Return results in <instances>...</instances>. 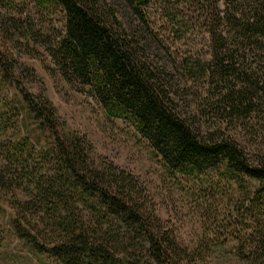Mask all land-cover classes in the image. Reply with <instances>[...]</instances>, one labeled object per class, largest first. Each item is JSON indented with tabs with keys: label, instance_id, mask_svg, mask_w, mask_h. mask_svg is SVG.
Returning <instances> with one entry per match:
<instances>
[{
	"label": "trees",
	"instance_id": "trees-1",
	"mask_svg": "<svg viewBox=\"0 0 264 264\" xmlns=\"http://www.w3.org/2000/svg\"><path fill=\"white\" fill-rule=\"evenodd\" d=\"M210 1L189 0L201 12L196 23L178 0H33L64 15L56 38L33 32L66 81L87 87L108 119L133 126L168 174L197 183L199 205L235 201L223 222L235 253L264 264V163L230 134L264 110V0ZM194 24L208 35L209 57L174 49ZM0 72L22 96L16 106L0 103V130L13 127L8 139L0 134V200L9 188L21 191L14 234L58 264H118L117 246L122 264H189L137 176L97 158L87 137L49 97L30 94L1 56ZM22 111L36 123L37 141L49 135L43 145L23 134Z\"/></svg>",
	"mask_w": 264,
	"mask_h": 264
},
{
	"label": "rangeland",
	"instance_id": "rangeland-1",
	"mask_svg": "<svg viewBox=\"0 0 264 264\" xmlns=\"http://www.w3.org/2000/svg\"><path fill=\"white\" fill-rule=\"evenodd\" d=\"M178 4L183 16L193 22L201 15L194 2L178 0ZM213 4L214 0H211L209 5ZM63 17L60 7L48 12L37 8L33 0H0L2 61L13 65L15 77L35 98L49 97L67 126L87 137L97 158L113 162L137 176L152 199L161 229L167 230L176 243L188 249L190 254L184 255L190 260L189 264H246L237 257L234 249L236 242L229 235L231 229L223 223L229 217L235 201L212 204L214 209L208 203L199 205L198 196L192 194L197 184L193 179L182 176L175 178L168 174L160 157L151 151L149 144L133 126L119 119H108L87 87L79 85L78 81L70 83L62 77L55 61L40 45V39L33 30L56 38L63 31ZM193 28L185 40L186 44L180 43L174 49L209 57L211 48L207 33L197 31L200 25L194 24ZM194 86L199 87L197 84ZM21 101L19 89L0 72V103L16 106ZM260 106L257 104L258 109ZM263 113L264 110H258L247 122L237 121L230 133L255 163H264V122L259 117ZM21 121L23 134L38 146L43 145L45 137L49 135L46 133L37 141L41 134L26 111H22ZM11 125L9 129L0 130L4 139L11 134ZM20 193V189L15 193L9 188V194H4V199L0 200V264H58L54 259L34 251L14 234L10 219L18 209L15 194ZM205 197L212 196H202L199 198L201 203ZM92 220L94 224L102 221L97 218ZM86 223L95 227L89 221ZM221 247L225 248V252ZM116 248L119 250H112L114 261L122 264L123 248Z\"/></svg>",
	"mask_w": 264,
	"mask_h": 264
}]
</instances>
